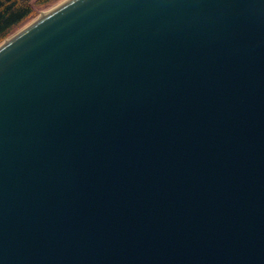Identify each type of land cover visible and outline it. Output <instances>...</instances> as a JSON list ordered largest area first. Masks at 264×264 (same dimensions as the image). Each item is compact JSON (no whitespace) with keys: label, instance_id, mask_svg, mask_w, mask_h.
Returning <instances> with one entry per match:
<instances>
[{"label":"water","instance_id":"water-1","mask_svg":"<svg viewBox=\"0 0 264 264\" xmlns=\"http://www.w3.org/2000/svg\"><path fill=\"white\" fill-rule=\"evenodd\" d=\"M0 264H264V0H58L0 42Z\"/></svg>","mask_w":264,"mask_h":264},{"label":"trees","instance_id":"trees-1","mask_svg":"<svg viewBox=\"0 0 264 264\" xmlns=\"http://www.w3.org/2000/svg\"><path fill=\"white\" fill-rule=\"evenodd\" d=\"M51 0H0V42L26 18L35 14L38 8Z\"/></svg>","mask_w":264,"mask_h":264},{"label":"rangeland","instance_id":"rangeland-1","mask_svg":"<svg viewBox=\"0 0 264 264\" xmlns=\"http://www.w3.org/2000/svg\"><path fill=\"white\" fill-rule=\"evenodd\" d=\"M58 0H51L50 2H48L47 4L43 5L42 7L38 8V11L31 15L30 17L26 18L24 21H22L19 25H17L16 27H14L12 29V31L9 33L8 36L14 34L15 32H17L18 30H20L23 26H25L27 23H29L31 20H33L35 17H37L41 12L45 11L47 8H49L51 5H53L55 2H57ZM7 36V37H8Z\"/></svg>","mask_w":264,"mask_h":264}]
</instances>
